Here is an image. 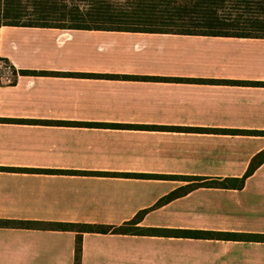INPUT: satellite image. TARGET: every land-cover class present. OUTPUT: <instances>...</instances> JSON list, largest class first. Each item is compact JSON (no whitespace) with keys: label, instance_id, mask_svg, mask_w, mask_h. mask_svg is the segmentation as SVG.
I'll return each instance as SVG.
<instances>
[{"label":"crops","instance_id":"0c3cea01","mask_svg":"<svg viewBox=\"0 0 264 264\" xmlns=\"http://www.w3.org/2000/svg\"><path fill=\"white\" fill-rule=\"evenodd\" d=\"M0 57L18 72L0 119L264 130V86L248 83H264V39L2 26ZM262 150L264 136L0 122V220L119 226L147 211L144 227L264 234V164L240 190L160 203L193 185L175 177H241ZM76 240L0 227V264H74ZM81 264H264V243L87 233Z\"/></svg>","mask_w":264,"mask_h":264},{"label":"trees","instance_id":"16d2710c","mask_svg":"<svg viewBox=\"0 0 264 264\" xmlns=\"http://www.w3.org/2000/svg\"><path fill=\"white\" fill-rule=\"evenodd\" d=\"M28 4L31 7H27L30 12L27 14L23 13L26 8L23 0H0V28L2 26H25L264 39V0H29ZM0 63L7 64L12 69L13 74L10 80L11 83H15L18 72L7 59L0 57ZM248 83L254 86H264L263 82ZM2 84L3 78H0V86ZM0 122L70 127L143 128L156 131L186 130L196 133L264 136V130L175 129L153 125L135 126L13 119H0ZM263 164L264 150L252 158L246 173L241 177L218 179L175 177L193 182V185L171 193L160 203L170 201L188 190L198 187L240 190L244 188L247 179ZM43 172L73 173L65 170H43ZM80 173L74 172V174ZM115 175L137 178H174L173 176L155 174ZM146 213L147 211H142L130 221L119 226L104 223L0 220V227L75 232L77 240L74 264H81L82 239L83 235L87 233L264 243V234L144 227L141 223Z\"/></svg>","mask_w":264,"mask_h":264},{"label":"rangeland","instance_id":"374dc122","mask_svg":"<svg viewBox=\"0 0 264 264\" xmlns=\"http://www.w3.org/2000/svg\"><path fill=\"white\" fill-rule=\"evenodd\" d=\"M23 3L26 6L25 11L23 13H30L27 10V7H31V5L28 4L29 0H23ZM12 74V69L9 67V65L0 63V78H3V82L9 81L12 78Z\"/></svg>","mask_w":264,"mask_h":264}]
</instances>
